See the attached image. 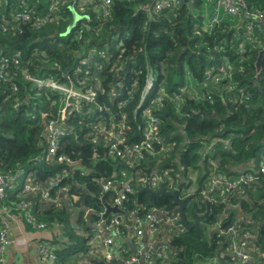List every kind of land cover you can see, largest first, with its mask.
<instances>
[{
  "label": "trees",
  "instance_id": "16d2710c",
  "mask_svg": "<svg viewBox=\"0 0 264 264\" xmlns=\"http://www.w3.org/2000/svg\"><path fill=\"white\" fill-rule=\"evenodd\" d=\"M85 1L0 0V174L10 177L22 169L24 176L33 177L35 188L27 193L21 186L9 190L4 206L24 223L27 210L21 206H31L35 222L53 231L46 243L56 253L55 264H77L70 257H86L97 240L89 222L95 224L104 216L106 205H115L114 187L104 192V181H114L116 190L120 182L129 183L134 193L118 206L123 214L145 219L153 213L163 219L161 231L146 240L154 242L156 251L149 250L140 264H237L231 249L239 234L232 233L233 228L241 238L244 233L254 237L253 258L264 264V173L254 171L264 160L257 159L264 147V56L259 73L256 66L264 52V33L258 32L254 41L246 40L241 27L246 18L225 16L210 27L205 18L210 7L203 0L158 13L143 7H150L147 0H111L107 14L99 0ZM246 1L252 11L264 12V0ZM24 12L29 14L25 20L20 17ZM74 14L82 18L68 29ZM117 41L126 44L123 56ZM91 51L94 55L105 51L113 59L100 60L106 65L99 70L82 64ZM127 55L132 61L123 76L119 66ZM228 65L230 78L223 76L225 81L215 83L211 77L208 85L201 86L212 68ZM138 71L142 73L135 74ZM149 71H157L155 88L136 110ZM29 78L67 86L82 81L85 90L97 93L96 106L110 110L103 120L87 121L88 107L72 105L66 118L68 136L56 160L48 164L33 162L47 154L45 125L63 105L56 92L37 88ZM122 80L126 87L118 86ZM118 91L126 93L123 100L132 98L120 111L111 97ZM161 91L165 94L162 104L155 99ZM146 109L159 119V136L164 141L153 142L154 152L127 153L144 140ZM120 121L126 124L125 143L120 146L124 155L116 157L105 144ZM61 156L72 166L59 162ZM148 169L152 176L164 177L166 192L177 191L180 199H187L188 223L195 221V214H205L210 202V213L200 226L188 230L180 221L167 223L169 217L181 219L178 205L170 196L153 197L137 183ZM190 170L198 173L192 194L184 190L192 189L185 182ZM244 170L252 173V181L243 180ZM214 177L234 181L238 187L227 198L213 185ZM45 192L48 198L43 197ZM73 194L78 198L72 199ZM114 216L110 213L104 219ZM25 227L33 231L30 224ZM121 229L124 237L115 239L111 251L113 255L120 252L122 260L114 258L109 264H126L131 257L141 256L128 242L135 244L137 225L131 227L133 233L124 220Z\"/></svg>",
  "mask_w": 264,
  "mask_h": 264
},
{
  "label": "built area",
  "instance_id": "2783aa9c",
  "mask_svg": "<svg viewBox=\"0 0 264 264\" xmlns=\"http://www.w3.org/2000/svg\"><path fill=\"white\" fill-rule=\"evenodd\" d=\"M75 1V0H73ZM150 2L149 5H144L143 7L152 10L154 13L162 12L163 10H172V9H178L185 5L186 3L188 5L193 6L197 0H147ZM205 4H208L210 7V10H207L205 12V18L206 22L209 23V26L213 28V26L220 24L222 18L220 16L221 13H223L225 16L232 17L235 19H242L246 18L247 20L244 22L243 27L244 28V38L246 40L254 41L257 39V33L263 32L264 33V12H254L252 11V5H249L246 0H203ZM62 4H66L68 0H61ZM100 2L102 6L100 7L101 11L104 14H107V10L109 6L111 5V0H99L97 3ZM82 4H86L87 1L81 0ZM21 18L24 20L29 17L28 13H22L20 15ZM117 45V51L119 53V56H123L127 49L126 44L124 42H115ZM240 48L242 49L243 46ZM126 56V60L121 63L119 67L123 69V76L127 75V66L132 61V58ZM78 58H81L79 56ZM111 60L113 57L110 58ZM110 59H108V56L105 51L99 52L96 55L93 54L91 51L90 54H88L83 60L82 64L97 66L96 68L102 69V67L106 64H100V60L109 63ZM121 60V58H120ZM8 61H6L7 63ZM17 63V62H16ZM232 67L228 65L226 68L222 66H216L211 69L209 72L208 77L204 80L203 86L208 85L210 82V78H213V81L215 83H219L221 81H225L223 76H227L230 78V74L227 73V69H231ZM87 73V72H86ZM142 71H138L135 74H141ZM30 80L35 83V86L39 89L46 88L51 91L56 92L59 95V100L62 103L63 107L57 114L55 118H51L46 122L45 125V134H46V143H47V154L40 159H35L33 164L43 162L48 164L51 161L56 160L57 158V152L62 144L63 140L68 136L67 132V112L70 111L71 106L73 105L77 109H81L82 104L86 105L88 107L86 111V115L88 117H85L87 121H96V120H103L105 119V111H108L106 108L101 107V105L96 106V98L97 93L92 88L85 90V84L82 81H77L76 83H73L70 86L55 82L51 79H39V78H29ZM82 82V83H81ZM155 77L153 76V72L149 71L145 75V83L142 87V90L139 94V101L136 105V110L140 109L144 101L149 97L150 93L155 88L154 85ZM79 84V85H76ZM198 85V84H197ZM119 87H126L125 82L122 80V82H118ZM189 87H192L189 84ZM187 88V86H186ZM193 88V87H192ZM193 90V89H192ZM205 89H200V91H204ZM164 91H161V94L155 98L158 103H163V97H164ZM126 96V93L123 92H116L111 95L112 102L114 106L119 108V111L121 109H124L128 106V104L131 102L132 98H127L123 100ZM136 98L133 99V101ZM174 99V98H173ZM117 100H123L118 103H116ZM177 101L181 102L180 98H177ZM183 102V101H182ZM184 103V102H183ZM93 105V106H92ZM110 111V110H109ZM145 115L147 119L146 128L144 130V140L142 141L141 145H134L132 149H127V153H140L142 150H146L148 152H154V146L153 142L155 143H162L163 138L159 136L160 131V124L159 119L156 116H153L149 109L145 110ZM125 121V120H123ZM120 127L112 130V132L109 133V141L108 144H105L109 150L110 154L116 156V157H123V151L120 148V146L125 143V129L126 124L119 122ZM69 125V123H68ZM165 151H168V149H165ZM169 153V152H167ZM144 159V155H140V160ZM264 159V156H263ZM59 162H67L69 165L72 166L73 162H71L68 158L61 156L58 158ZM76 165V163L74 164ZM149 170V169H148ZM256 170L257 173H264V160L261 163V166L254 167V171ZM147 172V171H146ZM246 170L243 171L245 174ZM152 173L146 174V177L142 178L140 177L137 179V183L146 186L148 183L149 187L151 189H154L153 191H157L158 185L162 183L163 176L160 177L159 175L152 176ZM167 176L168 174L165 173ZM165 175V176H166ZM32 176L30 174H27L24 176V171L22 169L17 170L12 176L6 177L0 174V264H10L9 259L7 257L8 253L15 248V246H18V241L20 244L25 245L28 242H31L35 239V235H37L38 232L43 231H49L47 229L46 224L44 223H36L34 218L30 215L32 208L29 205H22L21 208L27 210L26 214V224H30L33 231H27L25 227V223L19 216V214H13L8 210L5 206V200L7 197V193L9 190L17 189L18 186H21L23 188V192H33L35 188L33 187V181ZM243 180L245 182L252 181V173H246L243 177ZM215 183L213 185L216 188L221 189L225 197H227V193H230L234 188L238 187V184L234 181L228 180L226 178H219L214 177L213 178ZM173 184V182H171ZM115 182L112 180H105L102 189L104 192L110 191L113 187V191L116 194V198L114 200V203L116 207L121 206L123 202L127 200L128 194L134 193L133 187L129 183L120 182V188L119 190L115 189ZM44 198H48L49 194L47 192L43 195ZM229 197V196H228ZM227 197V198H228ZM72 199H77L78 196L76 194H73L71 196ZM210 201H212L210 199ZM113 207V206H112ZM157 211V210H155ZM159 212V211H158ZM161 213V212H160ZM163 217V216H162ZM101 218L99 221H97L95 224L92 225L93 231L96 232L97 236L101 237L103 239L104 245L109 247L110 249L115 245V239L116 238H123L124 232L121 229V226L124 222V216L123 214H115V216L111 220L104 219L103 214H101ZM134 223L137 225L138 230L136 232V236L138 238V249L141 253V256H133L126 262V264H140L141 261L146 257V254L149 250H152L153 252L156 251L153 247L154 242H145L142 243V238L144 237L146 240L148 237L153 236L154 233H159L162 228V221L161 216H156V214H148L145 219L139 218L134 215ZM180 221L178 218L170 219V217L167 219L168 224H174L176 222ZM14 229L19 230V234H17L16 238L12 237V233ZM28 233H27V232ZM232 233L239 234L237 240V243H235L234 247L231 249V251L236 255L235 259L237 260V264H258L253 258V252L256 247V245L252 242L254 237L249 233L242 234V238L240 237V233L236 228L231 229ZM17 239V240H15ZM52 240L50 238L48 241ZM145 244V246H144ZM37 257L38 260L42 264H55L57 261L56 253H54L53 248L48 243H40L37 245ZM140 249L142 251H140ZM159 256H162L163 253H158ZM114 255L111 250L107 251L105 254V264H109L114 260ZM149 258V257H147ZM264 258V254H263ZM142 259V260H141ZM149 261V259H148ZM149 264L150 261L148 262Z\"/></svg>",
  "mask_w": 264,
  "mask_h": 264
},
{
  "label": "crops",
  "instance_id": "0c3cea01",
  "mask_svg": "<svg viewBox=\"0 0 264 264\" xmlns=\"http://www.w3.org/2000/svg\"><path fill=\"white\" fill-rule=\"evenodd\" d=\"M128 220L132 224H134V218H129ZM127 225L130 227V231H131V225L129 223ZM89 227H92L90 222H89ZM131 232L134 233V230ZM17 234H19V230L14 229L12 233V237L16 238ZM52 236H53V231L49 229V231L46 230L43 232H38L37 235H35V239L32 240L31 242L26 243L25 245L20 244V242L18 241V246L17 247L15 246V248H13L10 251V253H8L7 255L10 264H42L37 257V248H38L37 245H39V243H46L50 238H52ZM144 237L142 238V243L146 242V239ZM134 241L135 244L134 242L133 243H130V241L128 242L130 245H133L132 250L139 252V250H137L138 238L136 235L134 236ZM92 246H93V248H91L92 251L90 250L91 252H89V254L86 257H84V255L81 254V255L72 256L70 258L73 260V262L77 260V264H96L94 262L92 263L90 259L98 262V264H105L106 263L105 254L107 251L111 250L112 248L110 249L109 247L105 246L103 239H101V237L99 236H97V240ZM140 251L142 250L140 249ZM120 256H121L120 252L118 253L115 252L114 257L121 261L122 259Z\"/></svg>",
  "mask_w": 264,
  "mask_h": 264
},
{
  "label": "water",
  "instance_id": "95a60500",
  "mask_svg": "<svg viewBox=\"0 0 264 264\" xmlns=\"http://www.w3.org/2000/svg\"><path fill=\"white\" fill-rule=\"evenodd\" d=\"M185 1H187V0H185ZM80 18H82V16H78V15L74 14V21L69 25L68 29L71 28V27H73L75 25V23H76V20L77 19H80ZM263 56H264V52H261L260 55H259V57H258V59H257V61H256V66H257L258 73L260 72V69H261V63H262V60H263ZM149 172H150V170L147 171L148 174H149ZM145 190L146 191H149L152 194L153 197H159L161 195L173 197L175 203L178 205V212H179L180 217H181L180 222L188 230H191L193 227L200 226L201 225V220H203L210 213V206H211V204H210V202H207L208 209L205 212V214H203V215L195 214V221L192 224L191 223H188L186 221L185 216H184V208L186 206L187 199H180L177 191H174V192H166L162 188V183L159 184V187H158L157 191L151 190L149 188L148 183H147L146 186H145ZM110 213H113V214H123V212L118 207H116V206L110 207V206L106 205V211L104 213V216H108ZM123 215H124L125 222L127 224L129 223L131 225V227H132L133 224L128 220L129 217L127 215H125V214H123Z\"/></svg>",
  "mask_w": 264,
  "mask_h": 264
},
{
  "label": "rangeland",
  "instance_id": "374dc122",
  "mask_svg": "<svg viewBox=\"0 0 264 264\" xmlns=\"http://www.w3.org/2000/svg\"><path fill=\"white\" fill-rule=\"evenodd\" d=\"M200 12V11H199ZM198 12V13H199ZM220 16H221V18H224L225 17V15L223 14V13H221L220 14ZM227 18H230V17H228V16H226ZM242 47V46H241ZM155 78H157V71H155ZM187 81L189 82V83H192L193 81H192V79L191 78H188L187 79ZM184 86H186V85H184ZM264 156V147L259 151V153H258V156H257V159L258 158H261V157H263ZM197 178H198V173L197 172H195V171H193V170H190L189 171V173H188V177H186V180H185V182L188 184V186L190 187V186H192V189H191V191L186 187L184 190H185V192L186 193H189V194H192V192L196 189V186H197ZM184 180V179H183ZM191 181H193V182H191ZM189 183H191L190 185H189ZM178 184V183H177ZM176 184V186H178Z\"/></svg>",
  "mask_w": 264,
  "mask_h": 264
},
{
  "label": "clouds",
  "instance_id": "9594fccd",
  "mask_svg": "<svg viewBox=\"0 0 264 264\" xmlns=\"http://www.w3.org/2000/svg\"><path fill=\"white\" fill-rule=\"evenodd\" d=\"M129 65V64H128ZM127 68H128V66H127ZM127 70V69H126ZM128 72V71H127ZM129 73V72H128ZM136 73V72H135ZM155 74L153 73V76H154ZM155 77V76H154ZM156 79V78H155ZM156 83V80H155V82H154V84ZM186 85V84H185ZM214 146L212 145V146H209L208 147V149H212ZM148 171V170H147ZM242 174H243V172H242ZM148 176H149V174H148Z\"/></svg>",
  "mask_w": 264,
  "mask_h": 264
}]
</instances>
